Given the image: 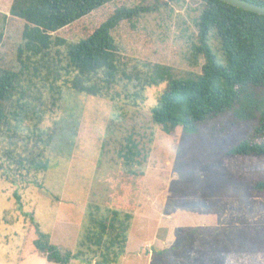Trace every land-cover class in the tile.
<instances>
[{"label":"rangeland","instance_id":"obj_1","mask_svg":"<svg viewBox=\"0 0 264 264\" xmlns=\"http://www.w3.org/2000/svg\"><path fill=\"white\" fill-rule=\"evenodd\" d=\"M138 1L114 0L52 34L67 41L85 38L116 8ZM192 1L177 0L133 21L122 20L112 34L120 44L124 66L134 72L136 63L144 61L169 65L175 76L200 73L204 59L193 63L191 45L202 1ZM11 2L0 0V28ZM208 42L221 57L213 31ZM53 50H59L54 57L61 56L64 62L65 48ZM165 88L161 82L143 94L131 89L128 97L121 94L113 101L62 87L58 105L37 122L40 130L55 128L45 151L49 166L37 173L16 163V155H28L23 139L36 131L31 111L44 107L36 100L37 88L33 89L29 117L20 130L11 129L15 155L5 153L9 143L0 135V264H59L47 261L34 247L38 232L62 251L79 248L91 191L108 178V172L127 168L117 170L114 150L108 156L105 149L108 158L102 155L109 125L108 131L119 138L117 144L130 133L148 150L126 249L116 264H173V258L183 259L178 264H264V187L258 186L264 182V171L238 174L245 164L264 159L222 156L251 132V126L245 124L217 140L204 133L185 135L181 127L166 133L150 119ZM117 112L123 113L118 122ZM223 120L211 119L207 131L222 127ZM110 140L114 143V136ZM32 144L33 140L28 146ZM85 262L72 258L69 264H95Z\"/></svg>","mask_w":264,"mask_h":264},{"label":"trees","instance_id":"obj_2","mask_svg":"<svg viewBox=\"0 0 264 264\" xmlns=\"http://www.w3.org/2000/svg\"><path fill=\"white\" fill-rule=\"evenodd\" d=\"M112 1L12 0L8 12L2 15L0 28V135L9 143L5 153L14 154L15 133L11 129L17 132L29 117V98L34 88L39 93L36 100L44 107L31 111L36 119L33 137L28 134L24 139L17 138L25 141L28 155H16V163L37 173L49 166L45 151L55 132L54 127L38 129L37 122L58 105L62 87L115 101L121 94L128 97L131 89L135 94H143L149 86L164 82L166 88L150 110L151 121L164 132L181 127L185 135L204 133L208 139L217 140L249 124L251 132L222 156L264 159V15L221 0H201L202 9L196 22L198 33L191 45L193 63L197 64L199 57L204 59L201 71L175 76L169 65L160 63L140 61L134 72L124 66L119 57L120 44L112 32L122 20L133 21L177 0H139L132 7L121 5L90 35L76 41L53 36V32ZM247 1L264 5V0ZM211 31L218 39L221 57L208 42ZM57 46L65 48L64 62L61 56L54 57L55 52L60 53L53 50ZM121 115L122 112H117L116 122ZM222 118L225 119L222 127L207 131L211 119ZM112 121L116 123L115 118ZM108 128L111 125L107 127L102 155L108 158L114 150L119 159L117 170L119 166L127 168L114 174L108 172V178L91 191L79 248L75 251H62L48 236L37 233L34 247L49 262L69 264L75 258L85 263L95 260V264H116L125 252L148 150L143 141L137 143L130 133L117 144L119 138ZM108 136H114L115 142ZM260 171H264V163H248L239 168L238 174L241 177ZM33 183L43 187L36 179ZM258 186L264 187V182ZM180 262L183 259L173 258V264Z\"/></svg>","mask_w":264,"mask_h":264},{"label":"water","instance_id":"obj_3","mask_svg":"<svg viewBox=\"0 0 264 264\" xmlns=\"http://www.w3.org/2000/svg\"><path fill=\"white\" fill-rule=\"evenodd\" d=\"M232 6L264 15V5H260L247 0H221Z\"/></svg>","mask_w":264,"mask_h":264},{"label":"crops","instance_id":"obj_4","mask_svg":"<svg viewBox=\"0 0 264 264\" xmlns=\"http://www.w3.org/2000/svg\"><path fill=\"white\" fill-rule=\"evenodd\" d=\"M122 262H120V264H121Z\"/></svg>","mask_w":264,"mask_h":264}]
</instances>
